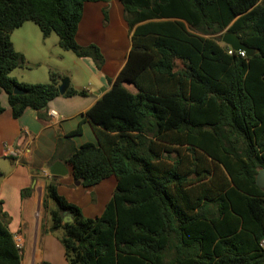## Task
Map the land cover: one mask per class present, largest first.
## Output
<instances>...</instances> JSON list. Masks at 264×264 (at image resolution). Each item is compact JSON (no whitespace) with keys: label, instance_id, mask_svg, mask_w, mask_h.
<instances>
[{"label":"trees","instance_id":"1","mask_svg":"<svg viewBox=\"0 0 264 264\" xmlns=\"http://www.w3.org/2000/svg\"><path fill=\"white\" fill-rule=\"evenodd\" d=\"M98 1L0 0V95L13 118L42 110L59 96L61 80L52 70L45 84L9 76L35 67L14 50L13 31L31 22L98 68V47L75 40L84 4ZM119 2L131 48L86 112L97 145L86 143L67 159L79 185L114 176L116 186L101 214L86 218L50 182L42 201L46 232H59L67 264H264V192L255 183L264 170V0ZM223 31L253 56L210 37ZM74 95L84 92L63 94ZM63 212L73 223L62 222ZM20 260L0 216V264Z\"/></svg>","mask_w":264,"mask_h":264},{"label":"crops","instance_id":"2","mask_svg":"<svg viewBox=\"0 0 264 264\" xmlns=\"http://www.w3.org/2000/svg\"><path fill=\"white\" fill-rule=\"evenodd\" d=\"M25 25L13 31L11 42L13 48L18 46L19 50H14L21 53L28 64L37 66L40 63L31 57L38 52L36 48L30 46L35 52L31 51L27 58L22 51V44L31 45ZM75 40L81 47H98L102 57L98 68L90 58H76L73 60L76 69L65 73L57 62L60 54L55 55V61L47 55L41 57L47 65L56 62L61 79L67 77L69 87L83 91L84 96L59 95L39 112L26 109L19 118H13L6 97L0 95L3 108L0 114V216L21 250L20 264H67L59 237L46 232L50 224L43 222L48 215L42 201L50 182L56 185L58 195L77 206L86 218L101 214L116 186L114 176L93 187L79 185L73 180L67 159L86 143L97 145L86 112L110 89L108 81L116 78L131 48V33L119 0L85 3ZM19 71H12L14 76H11L19 83L48 82L42 71L38 73L41 79L38 82L24 81L23 74H17ZM125 86L131 93L135 92L132 86ZM49 112H55L56 117L51 118ZM52 168L59 174H51Z\"/></svg>","mask_w":264,"mask_h":264},{"label":"rangeland","instance_id":"3","mask_svg":"<svg viewBox=\"0 0 264 264\" xmlns=\"http://www.w3.org/2000/svg\"><path fill=\"white\" fill-rule=\"evenodd\" d=\"M24 31L27 32L30 36V44L26 43V44H22V51L23 53L26 54V58L29 57L31 55L32 51L31 47L36 48V50L38 51L36 54L33 53L31 55V57H33L32 59H36L34 61H37L36 63H40L37 66L35 65L34 68H29V69H15V70H20L17 74L22 73L23 77H24V81H41V79L38 77V73L39 71H42L44 74L46 73L47 75V80L49 81L48 78V73L49 70L52 71H61L60 68H55L57 66L56 62H53L54 64H46L45 60L42 59L41 55H47V57H50L51 61H55V55L56 54H60V56L57 58V62H59V64L61 65L62 69L65 71H71V73H73V71L76 69L74 64H73V60L76 59V57L71 53V52H66V51H62L58 45V39L57 36L55 34H50L49 37L43 38L39 29L31 22H26ZM225 31H223L222 33H218V34H214L210 37L213 38H220L221 39V35L224 33ZM13 36V35H12ZM25 43V42H23ZM15 49H18V46L16 45L14 47ZM32 51V52H31ZM54 57V58H53ZM27 62V61H26ZM52 65V66H51ZM180 65L179 63H177V66ZM51 67V68H48ZM178 68V67H177ZM64 73V72H63ZM9 76H14L13 73L11 72ZM31 77V79H30ZM131 88V87H130ZM52 202L51 205H49V207L52 209ZM47 218V219H46ZM45 219H43V222L46 224H50V220L48 217H46ZM52 234H56L57 236H59V232L58 233H52ZM262 244L264 245V238L262 239Z\"/></svg>","mask_w":264,"mask_h":264},{"label":"water","instance_id":"4","mask_svg":"<svg viewBox=\"0 0 264 264\" xmlns=\"http://www.w3.org/2000/svg\"><path fill=\"white\" fill-rule=\"evenodd\" d=\"M221 44L227 46L231 51L235 53H239L242 56L246 58H250L254 54V49L247 47L243 43L240 42V39L237 37L235 33L225 31L221 35ZM69 87V79L67 77L62 78L59 81V84L57 86L58 94L63 95L64 92L68 89ZM13 94L14 95H23L24 91L19 89V88H13ZM51 174H56L58 175L59 172L57 169L52 168L50 169ZM256 186L258 189L262 192H264V170L259 171L257 177H256ZM62 217V222L63 223H73V218L70 214H67L66 212H63L61 214Z\"/></svg>","mask_w":264,"mask_h":264},{"label":"built area","instance_id":"5","mask_svg":"<svg viewBox=\"0 0 264 264\" xmlns=\"http://www.w3.org/2000/svg\"><path fill=\"white\" fill-rule=\"evenodd\" d=\"M49 115H50L51 118H55L56 117L55 112H49Z\"/></svg>","mask_w":264,"mask_h":264}]
</instances>
